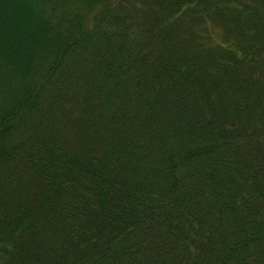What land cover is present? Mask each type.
<instances>
[{
    "label": "trees",
    "instance_id": "1",
    "mask_svg": "<svg viewBox=\"0 0 264 264\" xmlns=\"http://www.w3.org/2000/svg\"><path fill=\"white\" fill-rule=\"evenodd\" d=\"M0 264H264V0H0Z\"/></svg>",
    "mask_w": 264,
    "mask_h": 264
}]
</instances>
